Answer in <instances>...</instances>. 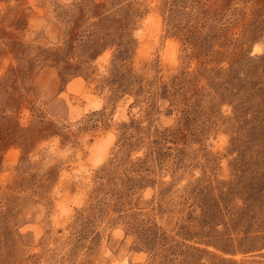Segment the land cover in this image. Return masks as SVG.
I'll return each instance as SVG.
<instances>
[{
	"label": "rangeland",
	"instance_id": "1",
	"mask_svg": "<svg viewBox=\"0 0 264 264\" xmlns=\"http://www.w3.org/2000/svg\"><path fill=\"white\" fill-rule=\"evenodd\" d=\"M0 264H264V0H0Z\"/></svg>",
	"mask_w": 264,
	"mask_h": 264
},
{
	"label": "bare ground",
	"instance_id": "2",
	"mask_svg": "<svg viewBox=\"0 0 264 264\" xmlns=\"http://www.w3.org/2000/svg\"><path fill=\"white\" fill-rule=\"evenodd\" d=\"M104 149H105V148H104ZM104 149H103V150H104Z\"/></svg>",
	"mask_w": 264,
	"mask_h": 264
}]
</instances>
